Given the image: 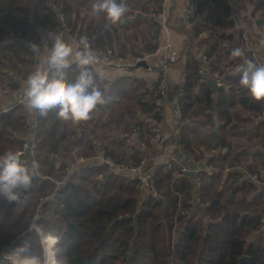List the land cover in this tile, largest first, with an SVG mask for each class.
I'll return each instance as SVG.
<instances>
[{
	"label": "trees",
	"instance_id": "obj_1",
	"mask_svg": "<svg viewBox=\"0 0 264 264\" xmlns=\"http://www.w3.org/2000/svg\"><path fill=\"white\" fill-rule=\"evenodd\" d=\"M139 1L151 6L156 14L163 10V0ZM247 1L257 29L264 32V0ZM92 2L13 1V12L32 15L35 22L41 21L40 25L0 9V85L21 97L24 80L35 70L36 56L49 52L57 36L67 43L71 36L78 42L84 36L79 28V7L88 5L91 10ZM193 3L197 9L189 34L198 40L209 65L202 72L199 59L186 53V82L180 106L183 119L197 120L198 129L184 134L180 142L186 156L196 164L204 162L201 165L205 169L192 178L178 177V164L172 170L164 167L154 173L157 193L141 201L140 180L130 170L142 165L148 150L133 149L123 138L140 131L139 146L146 143L151 147L152 128L134 114L138 108L141 116L153 117L158 123L165 120L157 104L162 90L155 82L147 90L142 82L124 77L107 92L109 82L97 78L108 102L82 123L63 121L52 112L47 117L34 113L29 120L21 111L23 104H16L0 113V154L9 150L18 154L31 147L32 153L21 160H36L40 175L18 201L8 202L0 196V252L19 246H26L29 252L38 251L37 239L28 231V225L40 215L39 222L61 236L64 264H239L243 257L246 259L242 264H264L263 223L257 219L264 217V185L252 177L244 178L242 172L264 179V122H256L264 114V102L252 99L240 85L236 70L226 72L225 68H236L243 61V55H233L236 49L251 57L234 33L236 23L230 15V1ZM58 10L64 24L58 20ZM140 23L130 27L136 29ZM146 25L147 30L131 35L132 43L142 39L148 52L155 54L163 26L159 21ZM95 28L94 22H89L85 36L96 48L108 46L120 57H127V50L119 52V46H114L119 39L115 27ZM66 75L69 80L74 78L75 64L66 69ZM221 75L230 89L215 92L209 83ZM0 96L7 95L0 92ZM106 114L108 121L103 122ZM234 138L241 144L234 145ZM196 140L200 146H195ZM95 144L100 145L99 150ZM210 153L215 156L209 157ZM108 159L115 166L107 167L103 161ZM198 197L200 202L193 204ZM182 211L191 214L183 215ZM176 221L178 237L173 244Z\"/></svg>",
	"mask_w": 264,
	"mask_h": 264
},
{
	"label": "clouds",
	"instance_id": "obj_2",
	"mask_svg": "<svg viewBox=\"0 0 264 264\" xmlns=\"http://www.w3.org/2000/svg\"><path fill=\"white\" fill-rule=\"evenodd\" d=\"M129 11L127 0H93L89 15L97 18L103 15L111 25H117ZM32 50H37L35 45ZM233 55L240 57L243 53L236 49ZM42 60L46 69L37 67L25 81L24 97L29 112L40 117H47L52 112L63 121L82 123L92 118L98 106L108 102L106 92L96 83L94 75L97 67L103 71L108 61L93 49L87 36H82L75 46L57 36ZM73 63L76 75L69 80L66 69ZM236 72L240 75V85L252 99L264 102V64L244 59ZM39 168L36 160L27 163L10 150L0 154V196L8 202L18 201L31 187L33 179L40 175ZM28 231L35 235L39 250L29 252L26 246H19L0 252V264H64L61 236L56 229L40 223L37 217L28 225Z\"/></svg>",
	"mask_w": 264,
	"mask_h": 264
},
{
	"label": "crops",
	"instance_id": "obj_3",
	"mask_svg": "<svg viewBox=\"0 0 264 264\" xmlns=\"http://www.w3.org/2000/svg\"><path fill=\"white\" fill-rule=\"evenodd\" d=\"M11 0H0V5L3 6L6 9V5L3 3H8ZM14 1V0H13ZM24 2V0H21ZM164 1L163 10L155 13V10L149 6L148 4H144L140 2L139 0H127V4L129 6L130 11L127 13V15L123 18L122 22H120L117 25H111L110 22L106 20V18H97L89 15L90 10L88 8V5L80 6L79 11L81 15L82 22L79 25V28L81 30H84V36L87 33L88 29V23L94 22L95 31H99L104 26L107 27H115L117 35L115 37L119 38L117 41L115 40L114 46L115 48L119 46V52L120 51H126L127 57H134L137 55L142 56H151L147 50V43L144 42L142 39L140 42L134 41V36H131L135 31L139 30H147L148 27L146 23H155L159 21L163 28L160 31L159 40L157 44V48L161 42H164L166 40L173 43L175 47H178L180 51L183 53L189 54V56L193 58H201V56L204 54L202 52V48H199L200 44L198 40L193 38L191 34H189V31H191V26L187 17V10L191 4H193L194 0H169L168 2ZM230 4L232 5L233 11H235L239 15H248L250 14V11L252 9V6H249L247 0H229ZM13 3L10 5L8 4V7L12 9ZM77 5V3H75ZM4 9V10H5ZM14 11V10H13ZM153 11L154 20H151L150 14ZM137 13H141V15H145L148 19H141L137 22H127V19L134 18V16ZM165 18H160L159 15H161ZM60 15V14H59ZM58 15V16H59ZM61 16V15H60ZM32 17V15H31ZM33 19V17H32ZM41 22V21H39ZM141 22V23H140ZM140 23V27L138 28H132L131 25H135ZM240 28L245 30L246 32L249 31L252 35L253 39V47L254 50L257 52V54L264 60V38L261 37V34L257 31L256 25L252 23V21L247 18H240L237 19V23ZM234 33L235 30H234ZM238 35V33H236ZM71 40L69 44L75 46L78 44V40L74 37H70ZM263 41V42H262ZM36 45V44H35ZM31 47V46H29ZM107 48H111L106 46ZM32 48V47H31ZM114 49V48H113ZM49 52H41L40 56H36L37 58V66L41 69H46V65L43 63L42 58L46 57ZM186 60L179 59L176 64L171 68L170 72L165 77V85L167 89V95L164 102V114H165V120L163 122L162 130V140L159 144L155 145L153 147V150L151 152V156L149 158V163L151 165H161L165 162V160L169 159H175L178 160L182 156L181 149L183 150L181 146L180 140L184 136V134H190L196 131L198 129V121L197 120H189L186 121L183 119V108L180 106V98L184 95L185 90V82H186V70H184V66L186 64ZM147 64L149 68L141 67L139 69L135 70H127L126 73L121 77L115 72H109V71H100L99 67H97L96 72H94V75L100 80H107L109 83L106 87V91L108 92L111 85L114 83H117L119 80L123 79L124 77H127L133 81L142 82L146 89H149V86L155 82L156 78L158 77V71L157 67L159 64V57L153 56L150 57L147 61ZM74 65V63L72 64ZM71 65V66H72ZM233 71H229L228 73L231 74ZM50 75V74H49ZM217 76V75H216ZM214 76V77H216ZM218 78V77H217ZM216 78V80H217ZM202 81V80H201ZM212 81V80H211ZM24 92H25V87ZM1 92V91H0ZM2 93V92H1ZM20 98V95H7V96H0V113L1 112H7V110L14 107L16 104H18V99ZM132 106L135 107V103H130ZM102 107L98 106V109ZM27 116L29 117V120H31L34 116V113L29 112V110L26 107V102L23 103V109L21 110ZM134 116L139 117L144 122H147V116L144 117L141 116L139 109H135ZM103 122L108 121V114L103 115ZM110 126V125H109ZM111 127V126H110ZM209 132V130H208ZM216 132V131H214ZM211 131V134L214 133ZM137 132H135L132 135H125L123 138L124 143L127 144V146L131 148H137L140 149L139 145V138L141 133L139 134L138 139H135ZM174 139L178 140V144L174 143ZM198 140L195 141V146L198 145ZM233 144L238 145L241 144L239 140L236 138L233 139ZM96 147H99L100 145L95 144ZM242 148V146H240ZM97 149V148H96ZM227 149L225 150V153H227ZM215 153H210L209 157H214ZM188 157V156H187ZM190 159V158H189ZM191 160V159H190ZM81 162H83L81 160ZM192 163L197 170L205 169L202 167V163L204 162H198L197 164L194 163L192 160ZM185 166V165H184ZM187 167V166H186ZM198 174V173H197Z\"/></svg>",
	"mask_w": 264,
	"mask_h": 264
},
{
	"label": "built area",
	"instance_id": "obj_4",
	"mask_svg": "<svg viewBox=\"0 0 264 264\" xmlns=\"http://www.w3.org/2000/svg\"><path fill=\"white\" fill-rule=\"evenodd\" d=\"M169 0H165V2H168ZM229 1V0H228ZM197 9V6L193 3L189 6L188 10H187V17L190 23V26L193 25L192 19L194 17L195 11ZM231 17L234 19L235 23H237V19L240 18H249L252 23L254 25H256V20L255 18H253L250 14L248 15H239L237 14L235 11H231L230 12ZM160 18L165 19L162 14L159 15ZM257 28V27H256ZM234 30L236 33H238V42L241 44V48H243L245 51H249L250 53V58L246 56L245 53H243V61L244 59H249L254 61L257 64H264V60H262V58L257 54V52L254 50L253 47V39H252V35L251 33H249V31H245L242 28H240V26H238L236 24V26L234 27ZM257 31L261 34V37L264 38V32L259 31L257 29ZM203 36H206V34H203ZM88 38V42L92 45L93 49L96 50L102 57H106L107 58V65L104 68V71H109V72H115L118 75H120L121 77L126 73L127 70H130V68L136 66L139 62H141V60H145L148 61V59L150 57L153 56H158L159 57V64L157 67V71H158V77L155 80V85H157L161 90H162V97H160V99L158 100V106L160 107L159 110L161 111L162 114H164L165 110H164V102L166 99V95H167V89H166V85H165V77L166 75L170 72L171 68L174 66V64L177 63V61L179 59H184L186 57V53H183L182 51H180L178 49V47H175L173 45V43H171L170 41L166 40L164 42H161L157 48V50L155 51V54H152L151 56L147 55V56H141V57H120L118 54L115 53L113 48H107L104 47V49H98L96 48L92 42L91 39L89 37ZM242 61V63H243ZM199 64L201 67L200 70L202 72H206L205 68H207V66L209 65V61L207 59L206 56H201V58H199ZM37 64L35 65V70L37 69ZM226 72L229 71H235L237 69V67H227L225 68ZM33 71V72H34ZM32 72V73H33ZM31 74V73H30ZM29 75V74H28ZM27 79V78H26ZM24 80V87H26L25 85V81ZM216 83L218 85V87L220 88H224V89H230L229 84L225 81V76L221 75L220 77L217 78ZM0 91L5 94V95H14L15 93L13 92V90L11 88L8 87H3L2 85H0ZM25 97L24 94L18 99V104H23L25 103ZM164 122V121H163ZM162 123H158V121L153 118V117H148L147 118V123L148 125H150V127L152 128V132H153V136L150 138L149 143L151 145V147H147L146 143L143 144V147L141 148L140 146V150L143 151V149H147L148 153H145L143 155V163L140 167L138 168H131V174H136L138 175V179L140 180L139 183V190L141 191V201L145 202L146 200H148L151 194H156V186H157V181L154 178V173L155 172H161V170L165 167L167 170H172L175 166V164H178V167L180 168V173L177 175L178 177L183 176V175H188L189 173V168L184 166L180 160H175V159H169V160H165L164 163H162L161 165H151L149 163V158L151 156V152L153 150V147L157 144H159L162 140V135H163V130H162ZM256 122L260 123V122H264V114L263 116H261L258 120H256ZM149 145V144H148ZM23 152H19L18 154H21ZM106 163V165H110L115 166L114 162L110 159L103 161ZM239 171H242L241 168H236ZM124 171V170H123ZM198 169L196 170V175L198 173ZM243 172V176L244 178H248V177H252V179L258 183V184H262L264 185V179H261L257 174L253 175H249L247 172ZM132 174V175H133ZM102 176H100L101 178ZM243 182V180H241V183ZM197 191L199 190V182L197 185ZM199 194V191L197 192V196ZM198 202H200V198L198 197V199L196 200V202H193V204H197ZM180 206H181V201L178 204V209L180 210ZM191 214V212H186V211H182L181 214L183 215H188ZM261 222L263 223V230H264V217L263 220H261ZM177 230H178V221L175 222L174 227L172 229V243L174 244L175 241L177 240ZM168 264H173V262H169Z\"/></svg>",
	"mask_w": 264,
	"mask_h": 264
},
{
	"label": "water",
	"instance_id": "obj_5",
	"mask_svg": "<svg viewBox=\"0 0 264 264\" xmlns=\"http://www.w3.org/2000/svg\"><path fill=\"white\" fill-rule=\"evenodd\" d=\"M3 3L6 5V11H7V12H11V14L15 15L16 17H18V18H20V19H22V20H24V21L31 22V23H33L34 25H40L41 22H35L31 17L21 16V15L15 13V12H13V11L10 9V7H8V4L11 5V4L13 3V0H11V1L8 2V3H5V2H3ZM56 12H57L58 15L60 14L59 10L56 11ZM153 14H154V13H153V11H152L151 14H150V17H149L151 20H154V19H155ZM141 19H148V18H147L145 15H141V13H137V14L134 16L133 19H132V18L127 19V22H128V23H130V22H137V21H140ZM58 20L60 21L61 24H64V22H63V20L61 19V16H60V15L58 16ZM39 34H40L41 38L43 39L44 34H43V32H42L40 29H39ZM44 43H45V40H44ZM233 49H235V48H233ZM141 67L149 68V66H148V64H147V61H145V60H141V62H139L136 66H134V67H132V68H130V69H131V70H135V69H139V68H141ZM209 85H210V87H211L215 92H217V91L220 89V87H218V85H217V83H216L215 80L210 81ZM32 132H33V130H32ZM139 134H140V131H137V134H136V136H135V139H136V140L138 139ZM173 142L176 143V144H178V140H177V139H176V140L174 139ZM97 150H99V147H97ZM32 151H33V149H32L31 147H29V148H27V150H26L25 152H23V153H21V154H19V155H20L21 159H23L27 154H31ZM181 153H182V156L180 157L179 160H180V162H181L183 165H185V166H187V167L189 168L190 171H189V173H188V176H190V177H192V178L196 177V169H195V167H194V165H193V163H192V160H190L189 157L186 156V154L184 153V151H183L182 149H181ZM106 166H107V167H111L109 164L106 165ZM37 217H39V220H40V215H37ZM37 217H36V218H37ZM257 219H259V220L261 221V220H263V216H257ZM249 244H250V243H249ZM249 244H248V245H249ZM245 259H246V257L241 258L239 264H242V263L245 261Z\"/></svg>",
	"mask_w": 264,
	"mask_h": 264
},
{
	"label": "rangeland",
	"instance_id": "obj_6",
	"mask_svg": "<svg viewBox=\"0 0 264 264\" xmlns=\"http://www.w3.org/2000/svg\"><path fill=\"white\" fill-rule=\"evenodd\" d=\"M0 9H5L3 6L0 5ZM6 10V9H5ZM99 49H102V48H99ZM97 148V147H96ZM126 171V170H124Z\"/></svg>",
	"mask_w": 264,
	"mask_h": 264
}]
</instances>
